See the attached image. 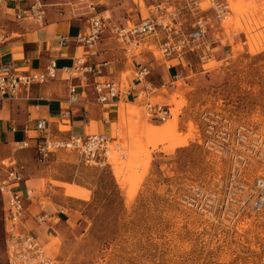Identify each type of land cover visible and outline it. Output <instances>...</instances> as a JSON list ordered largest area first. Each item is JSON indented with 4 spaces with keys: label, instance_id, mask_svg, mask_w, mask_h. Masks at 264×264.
I'll return each instance as SVG.
<instances>
[{
    "label": "rangeland",
    "instance_id": "1",
    "mask_svg": "<svg viewBox=\"0 0 264 264\" xmlns=\"http://www.w3.org/2000/svg\"><path fill=\"white\" fill-rule=\"evenodd\" d=\"M227 1V21L211 30L221 46L207 63L192 55L181 63L170 60L154 37L129 53L116 40L110 44L114 65L123 67L118 72L114 66L122 86L130 87L136 61L148 63L156 85L150 99L169 105L172 113L169 120L155 121L144 113V94L134 102L121 100V113L114 115L108 132L115 145L110 163L90 165L74 150H57L46 161L32 149L19 151L15 163L28 168L33 188V206L26 202L21 224L40 235L35 233L53 264H264L262 213L249 212L228 226L182 201L193 185L222 191L228 176V161L203 147L204 110L264 133V0ZM92 5L123 24L147 14L141 0H66L61 7L78 14L92 12ZM253 37L263 43L257 52L250 50ZM84 52L80 48L79 55ZM171 65L179 77L175 69L169 74ZM258 163L251 165V178L264 175V165ZM52 207L66 212L59 213L62 227L50 229L54 235L40 218ZM6 263L0 199V264Z\"/></svg>",
    "mask_w": 264,
    "mask_h": 264
},
{
    "label": "built area",
    "instance_id": "2",
    "mask_svg": "<svg viewBox=\"0 0 264 264\" xmlns=\"http://www.w3.org/2000/svg\"><path fill=\"white\" fill-rule=\"evenodd\" d=\"M25 1L30 3L17 13V18L31 17L37 22H43L47 11L45 1ZM141 1L145 3L147 14L133 24L113 23L110 15H102L94 11L95 6L92 5L88 28L76 37V43L82 46L86 53L78 56L74 65L63 67L62 70L73 78L86 79L90 74L100 76L102 66L107 62L102 61L97 65L91 58L97 55V45L108 30L110 37L123 44L128 53L136 50L142 41L154 37L163 55L170 60L176 59L181 63L183 58L189 55L196 57L202 63L215 59V50L221 46V43L220 40L211 38V30L216 24H221L227 13H230L227 0H159L157 2L150 0V3H146L148 0ZM202 1H209L211 4L208 8H203ZM134 3L138 7L141 6L140 1ZM3 38L0 34V41ZM67 42L68 39L63 37L62 44ZM227 55L229 56L230 52H227ZM173 66L175 65L170 67ZM58 74L59 66L55 58L50 60L44 70L29 71L19 70L12 63L0 59V96L15 98L28 90L31 85L55 79ZM133 74L134 78L129 88L112 79L96 81L98 101L107 103L121 97L137 100L144 94L143 107L146 116L155 121H166L170 118L172 114L169 105L153 102L150 99L156 88L150 80L151 66L146 62H136ZM176 77H179L178 73ZM138 85L142 86L138 87ZM75 89L73 85L71 91L74 93ZM200 121L203 147L228 161V176L222 191L209 189L201 184L193 185L183 194V203L192 210L228 226L236 225L249 212L262 213L264 220V175L254 178L249 176V170L255 168V166L251 167L252 164L259 162L258 164L264 165V133L237 123L229 116L213 109L204 110L200 115ZM37 122L38 128L42 129V135L29 136L28 139L18 141L17 149L34 147L42 161L53 152L66 149L78 151L84 161L90 165L103 166L110 163L115 145L113 138L107 132L71 134L68 138H60L54 135L48 119H38ZM13 130L16 131V128ZM33 138L36 139L34 145L31 143ZM122 150L124 149L118 148L119 157L124 155ZM22 180V174L17 169L2 171L0 165L6 264H53V258L39 243L38 237L21 224L25 212V196L18 186ZM246 189L254 192L250 199H244L243 195L240 198L234 197L239 191L244 192ZM235 203L241 205L240 211L244 213L240 216L239 213L235 214L237 219L229 221L227 216L231 211L226 212V208L230 204L229 207L234 209ZM40 218L43 219L44 215Z\"/></svg>",
    "mask_w": 264,
    "mask_h": 264
},
{
    "label": "crops",
    "instance_id": "3",
    "mask_svg": "<svg viewBox=\"0 0 264 264\" xmlns=\"http://www.w3.org/2000/svg\"><path fill=\"white\" fill-rule=\"evenodd\" d=\"M44 1L47 4L46 17L43 22H37L31 17L19 19L16 16L20 10L28 6L29 1L0 0V34L4 37L0 41V59L24 71L44 70L53 58L57 60L59 66V74L55 79L35 83L15 98L0 96V165L2 171L15 168L21 172L23 180L19 183L18 189L24 194L25 205L27 202L28 207L33 206V202L29 200L33 189L32 178L29 176L28 168L26 170L23 164L15 162L21 157L19 151L30 149L35 151V149L29 147L19 150L17 142L28 139L29 136L42 135V129L38 128L37 120L48 119L54 135L60 138H68L71 134L85 135L101 131L108 133L112 129L114 115L121 113L123 103L119 104L120 101L128 99L130 101V98L123 97L107 103L98 101L96 81L112 79L121 82L117 79L118 75L115 74L114 66L117 65L118 72L123 67L118 63L114 65L117 61L110 47L114 39L110 37L109 30L97 45V55L91 58L97 65L102 61L107 62L102 66L100 76L90 74L86 79L73 78L62 70L63 67L74 65L76 58L80 56L79 51L83 47L76 43V37L87 30L90 11L77 14L67 7H61L66 0ZM103 15H110L113 23L123 24L112 13ZM63 37L68 39L67 44H62ZM85 53L86 51L83 54ZM173 67L168 66L171 76L172 69L179 74L178 68ZM73 85L76 88L74 93L71 91ZM138 87L141 86L138 85ZM72 97L76 99L73 100ZM132 100L136 101L133 98ZM13 128H16V131ZM31 143L34 145L36 139H31ZM6 159L10 160L9 165L4 163ZM0 199L2 202L1 196ZM61 202L62 199H58L57 203ZM60 212L66 214L64 209L59 210L57 207H52L51 212L44 216V218L49 217L51 221L42 219L45 221L43 224L48 225V234H53L51 228L57 230L65 222ZM43 224L38 223L41 230L44 229ZM33 233L40 237L37 232Z\"/></svg>",
    "mask_w": 264,
    "mask_h": 264
},
{
    "label": "bare ground",
    "instance_id": "4",
    "mask_svg": "<svg viewBox=\"0 0 264 264\" xmlns=\"http://www.w3.org/2000/svg\"><path fill=\"white\" fill-rule=\"evenodd\" d=\"M204 3H206V4H208V7L210 6V2L209 1H202V3H201V7H203V8H208V7H205V4ZM204 4V5H203ZM235 8H237L236 6H235ZM236 11V10H235ZM238 12V11H237ZM228 14V13H227ZM228 16V15H227ZM227 18V17H226ZM240 18V17H239ZM228 19V18H227ZM227 19L225 20V21H227ZM224 21V22H225ZM223 22V23H224ZM240 22H242V21H240ZM240 24H242V23H240ZM244 28V27H243ZM244 30V29H243ZM247 33V32H246ZM249 38V37H248ZM250 40V39H249ZM262 42H259V41H257V39L256 38H252L251 39V52H257V51H259V50H261L262 49ZM250 46V45H249ZM172 114V113H171ZM171 117H172V115H171ZM170 117V118H171ZM169 120V119H168ZM253 191H251V190H249V189H246V191H244V192H238L236 195H234V197H236V198H240L242 195H243V197H244V199H250L251 197H252V195H253ZM254 199V198H253ZM253 199H251V200H253ZM243 200V199H242ZM229 205L230 204H228V206H227V208H226V212H229V210L231 211V214L229 215V216H227V215H225V216H227L228 218V220L229 221H232L233 219L234 220H236L237 219V217H235V214H237V213H239V216L241 215V214H243L244 212H241L240 211V209H241V205L240 204H238V203H235L234 204V206H235V208L234 209H232V208H230L229 207ZM248 209V208H247Z\"/></svg>",
    "mask_w": 264,
    "mask_h": 264
}]
</instances>
